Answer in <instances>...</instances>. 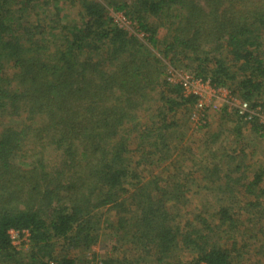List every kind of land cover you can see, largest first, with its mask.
Returning <instances> with one entry per match:
<instances>
[{"label": "trees", "instance_id": "16d2710c", "mask_svg": "<svg viewBox=\"0 0 264 264\" xmlns=\"http://www.w3.org/2000/svg\"><path fill=\"white\" fill-rule=\"evenodd\" d=\"M166 63L264 106V0H0L3 261L28 229V264H77L103 234V264H263L264 167L241 134L264 127L234 112L198 161L173 119L196 98ZM226 132L232 150L214 149ZM201 182L229 204L187 216Z\"/></svg>", "mask_w": 264, "mask_h": 264}, {"label": "rangeland", "instance_id": "374dc122", "mask_svg": "<svg viewBox=\"0 0 264 264\" xmlns=\"http://www.w3.org/2000/svg\"><path fill=\"white\" fill-rule=\"evenodd\" d=\"M70 11H75L74 8H70ZM111 11V10H110ZM110 15H112L113 17L116 15L114 14L112 11L109 13ZM136 24L133 23L131 21H129V30H133V32H136L137 28H136ZM166 34V30L161 28L158 32V37L159 38H163ZM168 66V67H167ZM169 71H174V73H178L180 75L184 74L185 75H189L190 71H186L183 70L181 68H176L177 70L173 69V67H171V64L166 63V68H169ZM189 73V74H188ZM191 75H193L191 73ZM182 76V77H183ZM194 76V75H193ZM222 89V88H221ZM224 94H220L218 96V98H214V97H206L205 100V104L206 105H211V104H220L223 105L224 103H226V101H228L229 96H234V94L231 93V91L227 88H223ZM236 96V95H235ZM238 97V96H237ZM262 100H260L259 102L255 103L256 109L253 110L252 113V118L249 122H254V124L256 125H260L258 122H264V106L262 105ZM153 103V102H152ZM252 106H254L253 104L249 103ZM156 104L153 103L152 108L149 110L150 114H155L156 112V108H155ZM226 107V108H225ZM225 108V110H224ZM232 109L228 108L227 106L223 105L222 109H220L219 111H216L214 109H210L207 108L205 109V122H208L207 127L200 128V124L203 122H200V113L201 112H195L194 109L192 111V105H182L180 108L177 109V112L174 116V120L177 122L181 123V127L180 129H183L186 131V137L184 138V141H186L189 145H192V141H194L196 144L199 142L200 143V148H196L195 145H192L193 147H195L196 150V158L199 161V157L200 155L202 156L203 153H205L207 151V149H205V145H203L206 136H207V130H214L218 127V125L220 124V122H237L236 117L234 115V112L231 111ZM191 111H192V117H191ZM153 117V116H152ZM151 117V118H152ZM197 122V123H195ZM144 124H148V122H144ZM262 126V125H260ZM223 129H229L231 128L230 123H227L225 126L221 127ZM230 133H232L230 131ZM242 136V140L245 141L246 146L244 151L247 152L248 154H246L245 157L247 158H251L252 159V167H258V168H262L264 167V138L259 137L258 133L253 132V131H247V130H243V133L241 134ZM240 136V137H241ZM234 136L232 134H228V132L223 133L219 136V139L217 140L216 145L214 146V149H216L217 147L224 145L228 148V151L232 150V145L230 144V140H232ZM221 142V143H220ZM242 142V141H241ZM240 144H237L236 149L240 150L239 147ZM223 148V147H221ZM236 152V151H235ZM234 153V152H233ZM237 153V152H236ZM250 154H252L250 156ZM192 158V157H191ZM195 159V158H194ZM246 159V158H245ZM196 160V159H195ZM191 161V159H190ZM191 168V167H189ZM251 169V168H250ZM252 170V169H251ZM203 184V185H202ZM196 185H199V188H195ZM195 186H193V191L191 193V195L189 196V204H188V208L186 211V215H196V214H202L201 212H203L204 210H207V214L205 215L206 217L211 213H214L216 211V208L218 205H224V204H229L228 200L224 199L226 197L223 198H219L216 195V192L212 190V185L211 184H207V183H203L201 182L196 183ZM203 186H205L203 188ZM262 201H264V196L262 198ZM263 212H264V205L262 208ZM261 211V212H262ZM209 215V217H210ZM262 220H261V224H264V215L262 216ZM248 226H252L250 224H248ZM261 233L258 232V236L261 237ZM264 237V236H263ZM111 238L108 234H103L99 240L98 243L89 250H74L72 252L71 255H73V257L77 260V264H103L104 260L109 256L110 251H111ZM14 248V247H13ZM29 248H30V244L24 245L17 250L18 254L16 256V259L18 262L13 261L15 259H11V260H6L3 261L2 257H0V264H28L30 261L29 259ZM61 246L58 248L57 252L58 254H62L64 253L63 250L61 251ZM264 258V257H263ZM263 258H261L262 263L264 264V260ZM253 264H259L257 262H253Z\"/></svg>", "mask_w": 264, "mask_h": 264}, {"label": "built area", "instance_id": "2783aa9c", "mask_svg": "<svg viewBox=\"0 0 264 264\" xmlns=\"http://www.w3.org/2000/svg\"><path fill=\"white\" fill-rule=\"evenodd\" d=\"M114 19L120 24L124 25L127 28H129V21L125 19V17L122 14H116L114 16ZM131 32L133 30L130 29ZM139 37L143 36L142 33L138 34ZM170 76L168 77V80L170 82H177L182 86V94L185 97H194L196 98V101L192 105V111L194 109L195 112H201L200 113V122H205V109L207 108H212L216 111H219L222 109L223 105L227 106L228 108L232 109L231 111L237 112L238 115H247V119L251 120L252 113H253V108L251 105L246 102L241 100L237 96H229L228 101L224 103L223 105H218V104H211V105H206L205 100L206 97H214L218 98L220 94H224V89L223 87H217L211 84L209 79H203L200 77L193 76L191 74L185 75L184 74L180 75L178 73H174V71H169ZM183 76V77H182ZM222 88V89H221ZM226 92V91H225ZM192 111H191V117H192ZM197 123V122H195ZM262 127H264V122H258ZM9 234V239H10V244L12 247L15 249H18L24 245L30 244L31 240V234L28 229H10L8 231ZM49 264H53V262H49Z\"/></svg>", "mask_w": 264, "mask_h": 264}]
</instances>
